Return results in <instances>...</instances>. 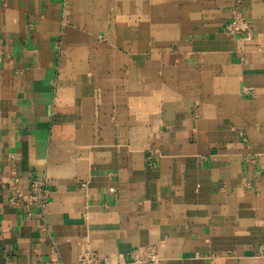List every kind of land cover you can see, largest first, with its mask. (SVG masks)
<instances>
[{
	"label": "crops",
	"instance_id": "obj_1",
	"mask_svg": "<svg viewBox=\"0 0 264 264\" xmlns=\"http://www.w3.org/2000/svg\"><path fill=\"white\" fill-rule=\"evenodd\" d=\"M240 1L232 39V0H0V264H264V0Z\"/></svg>",
	"mask_w": 264,
	"mask_h": 264
},
{
	"label": "built area",
	"instance_id": "obj_2",
	"mask_svg": "<svg viewBox=\"0 0 264 264\" xmlns=\"http://www.w3.org/2000/svg\"><path fill=\"white\" fill-rule=\"evenodd\" d=\"M240 0H232L231 16L226 28V35L232 39L248 38L253 30V25L249 22L240 10ZM252 89H245L244 94L251 93ZM149 165L154 166L152 157H149ZM246 161L255 162L253 158H246ZM16 182V180H15ZM49 181L46 177H34L30 182V195L27 202L28 207L36 208L44 212L48 206L50 199V191L48 188ZM82 184V187H85ZM116 189L111 188L109 193L116 194ZM120 261L114 260L111 256L100 255L97 249H85L83 254L74 264H127L128 258L132 264H156L159 261L158 249L150 246L141 250L119 255Z\"/></svg>",
	"mask_w": 264,
	"mask_h": 264
}]
</instances>
